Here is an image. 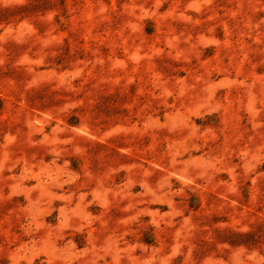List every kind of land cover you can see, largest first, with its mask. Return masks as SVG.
<instances>
[{
    "label": "rangeland",
    "instance_id": "rangeland-1",
    "mask_svg": "<svg viewBox=\"0 0 264 264\" xmlns=\"http://www.w3.org/2000/svg\"><path fill=\"white\" fill-rule=\"evenodd\" d=\"M0 264H264V0H0Z\"/></svg>",
    "mask_w": 264,
    "mask_h": 264
}]
</instances>
